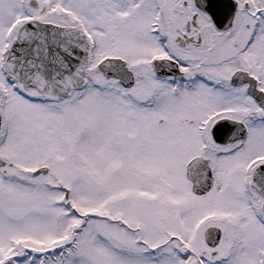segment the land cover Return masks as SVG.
<instances>
[{
  "label": "snow or ice",
  "instance_id": "1",
  "mask_svg": "<svg viewBox=\"0 0 264 264\" xmlns=\"http://www.w3.org/2000/svg\"><path fill=\"white\" fill-rule=\"evenodd\" d=\"M0 264H264V0H0Z\"/></svg>",
  "mask_w": 264,
  "mask_h": 264
}]
</instances>
